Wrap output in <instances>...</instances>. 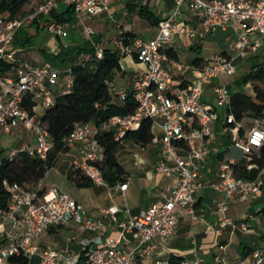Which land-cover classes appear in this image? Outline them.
<instances>
[{
	"label": "built area",
	"instance_id": "2783aa9c",
	"mask_svg": "<svg viewBox=\"0 0 264 264\" xmlns=\"http://www.w3.org/2000/svg\"><path fill=\"white\" fill-rule=\"evenodd\" d=\"M64 1L73 7L76 17L90 18L106 11L111 0ZM58 7V1L45 0L28 16L0 14V62L11 65L0 71V143L3 135L12 134L20 126L31 131L35 142L9 152L7 156L10 159L22 152L45 159L55 144L41 121L42 114L37 115V108L45 111L54 106L53 87L59 81V71L49 65H33L17 57L13 41L18 29L28 25L36 15L49 14ZM185 12L194 22L184 24L180 29L176 21ZM46 29L53 35L67 36L64 24L56 20L47 24ZM84 29L91 36L92 29ZM219 29L233 30L236 35L233 47L238 51L237 56L222 52L211 60L186 65L169 54L175 47L176 33L199 40ZM251 35H257V38L250 40ZM263 39L264 0H175L173 13L159 21L153 38L137 37L130 44L121 46L122 54L135 56L145 67L131 87L136 109L127 115H115L99 126L93 122L75 123L64 142L67 148L78 146L82 160H75L71 169L81 171L95 184L108 186L99 166L104 157L99 134L112 132L119 147H126V135L139 130L143 122L149 120L152 133L156 127L160 130V135L153 133L152 139L160 146L156 170L166 176H175L174 187L162 193V201L129 216L122 223L118 237L87 244L81 256L72 257L34 241L51 226L71 223L76 224L79 232H96L102 228L101 220L89 217L83 206L68 193L56 188L45 190L42 181L31 187L5 184L10 200L7 208L0 211V216L23 226V232L12 237L9 243L0 245V264H19L11 263V257L29 260L36 257L41 264H134L138 260L145 264L149 260L148 264H174L170 258L152 259L157 248L155 240L165 241L175 234L183 211L189 210L195 217L196 194L206 187L202 181V170L211 156V144L219 136L231 133L247 170L257 168L255 159L264 146V117L253 119L252 127L245 129L243 119L237 121L229 110L233 93L227 84L212 87L214 105H210L205 96L213 79L242 73L243 64L237 61V57L245 60L251 55L261 54ZM96 55L102 57L103 49L97 47ZM64 80L63 93H66L73 86V78L67 74ZM127 95L124 91L118 96L123 102ZM26 102L31 103L33 113ZM221 109L225 110V125L217 132L214 124ZM241 130L243 134L239 135ZM234 163L230 159L223 160L218 180L209 185L214 191L224 194V199L218 204L221 213L219 234L227 227L243 231L249 229L246 221H236L227 215L229 202L235 195L246 198L256 194L264 184L263 172L253 179L238 177ZM127 186L128 182H124L116 188L125 191ZM120 211L117 205H112L104 213L115 220ZM219 247L225 249L224 245ZM216 260L225 262L220 256ZM175 264H203V259L194 248L189 256ZM234 264H264V247L254 249L248 257H241Z\"/></svg>",
	"mask_w": 264,
	"mask_h": 264
},
{
	"label": "crops",
	"instance_id": "0c3cea01",
	"mask_svg": "<svg viewBox=\"0 0 264 264\" xmlns=\"http://www.w3.org/2000/svg\"><path fill=\"white\" fill-rule=\"evenodd\" d=\"M31 1L30 5H28L29 0L26 1L20 16L32 14L42 2V0ZM56 1L59 3L57 9H53L46 15H36L35 24H33L34 18L28 25L19 28L20 30L28 27L27 30L32 36V41L24 47L14 46L13 44L16 56L30 64L38 66L49 65L59 71V81L53 87L54 96L56 97L63 91L65 86L64 78L72 65L89 58L87 51L96 50L97 47L117 50L121 54L122 71L120 72H123L129 78L127 89L117 92L114 98L115 103L122 104L118 95L131 89L134 81L145 68L143 64L136 60L135 56L121 53V46L127 44L125 40L130 44L133 39L141 37L133 30V22L140 19L149 21L146 18L149 14L160 20L169 17L175 9V0H111L108 9L98 16L90 18L82 16L78 18L74 13L71 20L60 22L64 24L67 30V36L65 37L53 35L46 29L47 24L50 22L57 21L58 17L66 18L68 15V4L64 0ZM99 17L109 21L110 24H115V27L112 30H110V27L105 29L97 24L93 27L91 24ZM193 22L194 19L189 17L187 12L176 21L180 29L184 24ZM153 26L152 35L145 40H149L156 35L157 25ZM85 27L92 29L91 36L85 33ZM230 35L233 37L231 51L222 50L219 53L226 52L237 56L238 51L233 47L236 35L232 29L218 30L216 33L209 34L206 38L199 40L176 33V44L173 53L177 60L186 65L194 64L196 59H199L198 62L208 61L218 53H215L211 59L204 58L200 55L203 49V42L207 39L222 42ZM249 38L254 40L257 35H251ZM262 49L261 55H264V42ZM261 55L254 54L245 60L237 57V61L242 63L243 66L245 62H250L251 66L255 61L261 62V58H259ZM262 59L261 63L264 64V57ZM223 77L225 76L218 77V80H216L217 78L213 79L206 88L207 96L205 98L210 105H214L211 89L215 84H227L232 93L241 91L248 94L244 88V76L237 75L233 83L220 79ZM248 95H253V89L252 93ZM43 113L44 111L41 114ZM253 119L251 117L243 119L245 129L252 127ZM223 125H225V110L221 109L219 110V119L214 124V128L219 132ZM20 128L21 130L25 129L23 126H20ZM29 132L32 140L33 136L30 130ZM153 133L154 135H160L159 128L153 129ZM242 134L243 130L239 132V135ZM31 143L32 141L28 144ZM211 148V156L202 170V181L206 187L196 194L195 217L189 210L183 211L180 214L179 225L175 234L165 241L155 240L157 248L152 259L175 258L178 262L182 258L189 256L196 248L203 259V264H234L239 258L248 257L254 249L264 247V184L256 194L246 198H240L235 195L229 202L227 215L236 221H246L249 229L247 231L241 229L232 230L227 227L220 234L218 233V222L221 217V213L218 211V204L224 199V194L214 191L209 185L218 180L219 168L223 160L230 159L235 162L236 174L240 170L243 171V167L247 170V166L242 158L241 151L233 142L231 133L219 136L211 144ZM159 150L160 146L155 142L142 147L128 141V146L119 147L117 151L118 160L125 171L123 181L118 182L114 186L109 184L108 186L99 185L92 181H90L89 185L78 186L76 180L73 181L68 177V173L71 170L72 163L75 160L81 161L82 157L78 146L68 147L66 151L59 155L56 164L46 172L45 177L41 181L45 186V190L56 188L60 192L68 193L83 206L89 217L101 220L102 228L96 232H79L74 223L66 226H51L34 242L75 257L83 254L84 247L87 244L118 237L122 223L129 216L136 215L141 210L162 201V193L169 192L175 185V176H166L156 170ZM51 171H55L61 179L57 182L49 181ZM260 172H263L264 179V168ZM124 182H128L126 190H118L116 186ZM112 205H117L121 209L117 213L115 220L104 213ZM257 205L260 206L254 210ZM22 232L23 226L16 225L11 220H3L0 216V245L9 243L12 237L19 236ZM252 236H255V238L250 240ZM259 238L263 241H260ZM234 240L238 241V246L235 250H232L231 246ZM220 245H224L225 249L221 250ZM218 256L224 257L225 262L219 263L216 260ZM31 261V264H41L36 257L32 258ZM149 262L150 260L146 264ZM63 264L69 263L64 262ZM134 264L145 263L138 260Z\"/></svg>",
	"mask_w": 264,
	"mask_h": 264
},
{
	"label": "trees",
	"instance_id": "16d2710c",
	"mask_svg": "<svg viewBox=\"0 0 264 264\" xmlns=\"http://www.w3.org/2000/svg\"><path fill=\"white\" fill-rule=\"evenodd\" d=\"M27 0H0V14H6L10 17L22 14V8ZM68 15L66 18L58 17V22L71 20L74 10L68 5ZM146 18L151 24L157 25L160 21L149 14ZM36 18L33 24L36 23ZM28 28V27H27ZM27 28L18 29L15 34L14 46L24 47L31 43L32 36L28 33ZM132 40V39H131ZM128 44V41L125 40ZM88 59H83L74 63L68 72L73 78V86L69 92L63 91L55 97L54 106L44 111L41 116L42 123L46 126L54 140V147L49 152L47 158L29 156L22 152L13 159L8 156L0 162V211L5 210L10 200V192L6 185L17 183L21 186L35 185L41 181L46 172L51 169L57 162L59 155L67 150L64 139L70 134L73 126L77 122H93L97 126L107 121L115 115H127L136 109V102L133 98L131 89L126 90L127 96L122 104L114 102L111 92V83L114 74L122 71L120 62L121 54L119 51L106 48L103 49L102 57L96 55V50L87 51ZM169 54L176 58L171 51ZM196 59L194 63H197ZM10 64L0 62V71L10 68ZM250 83L253 89V95L244 92H234L231 100V111L234 113L237 121L245 117L254 119L264 117V64L258 61L253 62L250 70L243 77V83ZM29 110L33 113L31 103L26 102ZM99 141L104 149V157L99 164L103 177L107 183L114 186L124 180L125 171L122 168L117 150L118 142L112 132H102L99 134ZM153 133L151 122H143L139 130L129 132L126 140L139 146L145 147L152 142ZM257 168L247 171H238L237 176L243 178H255L264 168V146L260 150V156L255 159ZM236 168V166H234ZM68 177L75 181L78 186L89 185L90 180L79 170H70ZM176 263L175 258L171 259ZM11 263L31 264L32 261L26 258L11 257Z\"/></svg>",
	"mask_w": 264,
	"mask_h": 264
},
{
	"label": "rangeland",
	"instance_id": "374dc122",
	"mask_svg": "<svg viewBox=\"0 0 264 264\" xmlns=\"http://www.w3.org/2000/svg\"><path fill=\"white\" fill-rule=\"evenodd\" d=\"M45 0H42L44 2ZM31 0H29L28 5L31 4ZM41 2V3H42ZM102 17V16H101ZM99 17L98 19H95L93 21V24H91L93 27L94 25H100L104 27L105 29H108L110 27V30H112L115 27V24H110L109 21L103 20ZM133 30L135 33L143 37L144 39L149 38L153 31H154V26L149 23L146 19H140L139 21H135L132 24ZM221 30V29H219ZM264 40V39H263ZM233 41L232 35L227 36L222 42H219V40H205L203 42V49L200 55H202L206 59H211L215 53H219L222 50L224 51H231V43ZM264 42V41H263ZM34 51V50H33ZM38 53V51H36ZM261 55V54H260ZM263 55V54H262ZM259 56L261 58V62L263 61V56ZM38 61V60H37ZM250 62H245L243 66V72L238 74L241 76H244L247 74L250 70ZM237 77V75L234 76H225L223 78L224 81H228L230 83H233L234 79ZM129 78L127 75H124L123 72L117 71L115 73L114 80L111 83V92L113 95V98H115V95L117 92H120L122 90L127 89L129 85ZM218 80V78L216 79ZM246 92L248 94L252 93V88L251 84L248 82L244 86ZM118 101V100H117ZM121 102V100L119 99ZM43 112V109L37 108V115L39 116ZM25 129L21 130L20 127H17L11 135H3L1 137V143H0V162L2 161L3 158L7 157L8 153L11 152L14 149H21L25 144H28L29 142L32 141V143H35L33 141V138L31 140V135L29 132V129L27 127H24ZM118 151V150H117ZM49 181H58L61 179L59 175L55 173V171H51L49 175ZM28 187H31V185H27ZM262 205V204H261ZM260 205H257L254 210L258 209ZM253 240L255 236L251 237ZM260 241H263L261 238H259ZM263 243V242H262ZM238 246V241L234 240L231 246V249L235 250V248Z\"/></svg>",
	"mask_w": 264,
	"mask_h": 264
}]
</instances>
